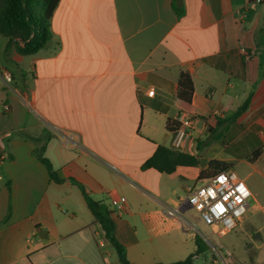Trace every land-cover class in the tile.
I'll return each instance as SVG.
<instances>
[{
  "label": "crops",
  "instance_id": "obj_1",
  "mask_svg": "<svg viewBox=\"0 0 264 264\" xmlns=\"http://www.w3.org/2000/svg\"><path fill=\"white\" fill-rule=\"evenodd\" d=\"M178 6L181 15L173 0H60L52 38L33 55L7 52L0 35V264H122L79 184L110 212L129 264L184 261L198 236L184 199L213 161L250 188L238 226L264 250V0ZM182 72L193 78L195 114L220 125L192 130L182 152L198 166L145 169L158 147L173 148L166 123L185 113L176 106ZM39 147L62 183L35 157Z\"/></svg>",
  "mask_w": 264,
  "mask_h": 264
},
{
  "label": "trees",
  "instance_id": "obj_2",
  "mask_svg": "<svg viewBox=\"0 0 264 264\" xmlns=\"http://www.w3.org/2000/svg\"><path fill=\"white\" fill-rule=\"evenodd\" d=\"M60 0H0V35L8 39L6 51L13 45L16 51L24 55H33L43 49L51 40V20ZM177 0H173V7L179 15L183 13L181 7L177 5ZM14 41L24 44V47L17 46ZM263 51L261 53V69L264 71V37L261 41ZM195 86L192 76L187 72H182L178 80V92L176 106L189 114H195L192 99ZM252 93L244 101L241 107L233 114L230 121H236L250 106ZM211 131H215L220 122L212 117L198 116ZM180 126L179 120L168 119L166 128L170 133H174ZM35 157L47 168L51 181L60 184L63 180L57 171L54 170L51 162L44 156V148L39 147L34 150ZM260 151L254 152V160ZM196 157L177 149H170L164 146L158 147L154 155L148 159L143 168L155 169L160 173L173 174L179 166H198ZM228 166L220 161L210 163L206 171L200 174L201 179L209 178L219 172L228 170ZM89 209L101 224L105 232V239L115 248L122 264H129L125 255V248L115 237L114 225L110 218L108 209L99 202H95L79 184ZM10 214L8 211L7 219ZM6 220V219H5ZM196 250L187 259L174 264H187L192 262L196 253L204 252L208 246L200 236L195 240Z\"/></svg>",
  "mask_w": 264,
  "mask_h": 264
},
{
  "label": "built area",
  "instance_id": "obj_3",
  "mask_svg": "<svg viewBox=\"0 0 264 264\" xmlns=\"http://www.w3.org/2000/svg\"><path fill=\"white\" fill-rule=\"evenodd\" d=\"M4 79L6 83H10L12 78L7 73ZM153 94L154 91L149 92L150 96ZM200 121L196 114L184 113L179 119L180 126L173 133L174 149H186L192 130ZM251 197L252 192L246 182L235 171L226 170L205 179L199 186L190 188L184 201L194 208L200 220L207 224L215 235L223 237L238 227L247 212ZM112 205L118 213L124 212V204L121 201L113 200ZM168 215L178 217L181 214L177 208H170ZM229 257V254L210 243L206 251L196 253L192 262L187 264H231Z\"/></svg>",
  "mask_w": 264,
  "mask_h": 264
},
{
  "label": "rangeland",
  "instance_id": "obj_4",
  "mask_svg": "<svg viewBox=\"0 0 264 264\" xmlns=\"http://www.w3.org/2000/svg\"><path fill=\"white\" fill-rule=\"evenodd\" d=\"M215 145H220L216 143ZM222 146V145H220ZM213 148V147H212ZM212 148L210 149L212 151ZM240 172V169L236 168ZM253 202V198L251 200ZM191 220L195 222L198 236H200L207 246L210 243L219 247L221 251L230 255L231 264H263L264 250L257 252L248 239V235L240 226L223 237L215 235L211 228L200 220L198 213L193 211ZM207 257V254H205Z\"/></svg>",
  "mask_w": 264,
  "mask_h": 264
},
{
  "label": "water",
  "instance_id": "obj_5",
  "mask_svg": "<svg viewBox=\"0 0 264 264\" xmlns=\"http://www.w3.org/2000/svg\"><path fill=\"white\" fill-rule=\"evenodd\" d=\"M177 5H179V0H177Z\"/></svg>",
  "mask_w": 264,
  "mask_h": 264
}]
</instances>
